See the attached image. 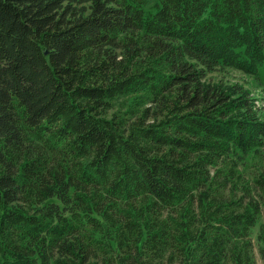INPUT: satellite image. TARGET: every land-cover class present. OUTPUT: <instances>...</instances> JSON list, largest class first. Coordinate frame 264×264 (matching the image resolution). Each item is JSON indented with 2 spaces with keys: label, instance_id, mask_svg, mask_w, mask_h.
I'll list each match as a JSON object with an SVG mask.
<instances>
[{
  "label": "trees",
  "instance_id": "1",
  "mask_svg": "<svg viewBox=\"0 0 264 264\" xmlns=\"http://www.w3.org/2000/svg\"><path fill=\"white\" fill-rule=\"evenodd\" d=\"M150 2L0 0V264L264 261V0Z\"/></svg>",
  "mask_w": 264,
  "mask_h": 264
},
{
  "label": "rangeland",
  "instance_id": "2",
  "mask_svg": "<svg viewBox=\"0 0 264 264\" xmlns=\"http://www.w3.org/2000/svg\"><path fill=\"white\" fill-rule=\"evenodd\" d=\"M157 1L158 0H152L147 8L153 9L157 5ZM206 73L207 77L205 80L207 82H212L214 84L217 83L226 87H231L232 85L237 84L238 86L250 90L251 93L257 97V101L259 105L263 107L264 111V74L258 76L256 74L248 73L243 69L230 67L207 70ZM128 103L129 97H121L115 102V109H125ZM262 165H264V146L249 152V154L246 156L245 163L240 166V169L245 173L244 175L249 178L252 177L256 170ZM263 220L264 219L262 218L261 221ZM259 225L254 230L253 241L255 245L257 243L256 232L259 228ZM255 249V264H264V261L260 256L256 246Z\"/></svg>",
  "mask_w": 264,
  "mask_h": 264
}]
</instances>
